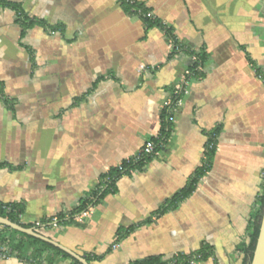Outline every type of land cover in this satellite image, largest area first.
<instances>
[{
  "label": "crops",
  "instance_id": "crops-1",
  "mask_svg": "<svg viewBox=\"0 0 264 264\" xmlns=\"http://www.w3.org/2000/svg\"><path fill=\"white\" fill-rule=\"evenodd\" d=\"M132 1L171 28L177 56L122 0H0V204L22 205L23 222L89 264H241L264 186V0ZM199 52L204 75L157 154L82 224L60 223L161 135L164 103ZM212 140L209 170L170 207Z\"/></svg>",
  "mask_w": 264,
  "mask_h": 264
},
{
  "label": "trees",
  "instance_id": "trees-1",
  "mask_svg": "<svg viewBox=\"0 0 264 264\" xmlns=\"http://www.w3.org/2000/svg\"><path fill=\"white\" fill-rule=\"evenodd\" d=\"M124 4H126L129 8L135 9L136 12L140 14V16L145 21V24L148 27L152 26H161L166 31L169 41L173 45V55L179 54L184 48L183 44L177 40V38L173 35L172 30L169 26L163 24L156 20L153 16H150V11L143 4H139L137 2H133L132 0H122ZM173 55L171 57H173ZM196 59L190 64L189 69L192 73V78H198L204 75V65L207 61V54L205 52H199L193 54ZM162 133L161 135L153 139L156 148L155 152H158L162 147L165 137L169 134V129L171 127V122L168 117V113L166 110L162 113ZM211 145H213L211 147ZM216 141L212 140L208 145V153H207V161L205 165L200 168L195 177L191 180L189 185L179 194L175 195L170 201V207H175L179 203H181L184 199L189 197L193 191H195L199 180L207 173L210 167V158L214 154L216 149ZM156 154H150L144 156L139 162H131L129 164H125L124 170H119L118 167L110 170L107 174L103 175L97 189L93 190L86 198L81 201V205L77 207L72 214L66 218L65 215L58 216V219L61 221L60 223L67 224H82L81 221L77 220V216L81 214L83 211L87 210L90 205H98L103 201L105 196L115 191V184L119 177L124 174L129 173V169L132 167L142 169ZM24 212V207L19 204H0V215L3 217H7L13 222L19 223L26 228H35L33 223H25L21 219V215ZM264 212V186L262 194L259 196L257 201L256 209L250 219L248 226V236L245 241H243L238 246V251L241 253V264H252L261 224L262 217ZM160 213H163V209ZM134 227L129 229H119L120 236H126L132 231ZM38 231V230H37ZM0 244H7L11 249V254L16 256L26 262L34 263V264H55L56 261L61 257L71 258L74 264H81L76 258L72 257L70 254L62 250L61 248L47 242L38 237L10 229L6 226L0 225ZM86 258L90 261L92 260L89 256L86 255ZM190 257L185 256L183 259H176L175 264H179L180 261L192 262ZM135 264H169V262H162L160 258L153 257L148 260H144L141 262H137Z\"/></svg>",
  "mask_w": 264,
  "mask_h": 264
},
{
  "label": "built area",
  "instance_id": "built-area-1",
  "mask_svg": "<svg viewBox=\"0 0 264 264\" xmlns=\"http://www.w3.org/2000/svg\"><path fill=\"white\" fill-rule=\"evenodd\" d=\"M152 16V15H150ZM173 48V45H172ZM178 54H176L177 56ZM196 59V57H194ZM192 79V73L190 69L188 68L178 80L177 83H175L174 87L172 88V91L170 93L169 98L164 103V109L168 113L169 119H173L174 116L181 110L184 104V98L189 93V82ZM213 145H211L212 147ZM156 144L154 140H147L139 153L135 155L133 158H128L127 160L121 162L117 167L119 170L125 169V164H129L131 162H139L144 156L150 155V154H157L155 152ZM140 169L132 167L129 169V172H135L139 171ZM96 205H90L89 208L85 211H83L81 214L77 216L78 221H82L85 218H88L93 211L95 210ZM114 247H116L114 245ZM13 257L11 254V249L7 244H0V261L5 260L8 258Z\"/></svg>",
  "mask_w": 264,
  "mask_h": 264
},
{
  "label": "water",
  "instance_id": "water-1",
  "mask_svg": "<svg viewBox=\"0 0 264 264\" xmlns=\"http://www.w3.org/2000/svg\"><path fill=\"white\" fill-rule=\"evenodd\" d=\"M0 225L6 226L10 229L17 230V231L38 237V238L43 239L47 242H50L51 244L61 248L62 250H64L65 252H67L68 254H70L71 256L76 258L77 260H79L82 264H89V262L84 257L78 255L77 253H75L72 250H70L69 248L61 245L60 243L40 234L39 232H37L35 230V228H26L23 225L16 223V222H13L9 218L3 217L1 215H0ZM252 264H264V212H263V217H262L260 234H259V238H258V242H257V246H256V250H255V254H254Z\"/></svg>",
  "mask_w": 264,
  "mask_h": 264
}]
</instances>
